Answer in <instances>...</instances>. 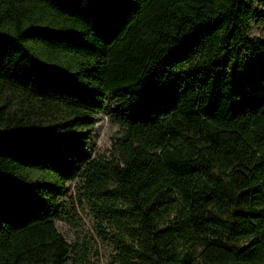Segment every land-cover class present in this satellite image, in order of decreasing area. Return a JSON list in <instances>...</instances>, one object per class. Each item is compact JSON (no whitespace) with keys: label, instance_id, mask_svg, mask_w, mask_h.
Returning a JSON list of instances; mask_svg holds the SVG:
<instances>
[{"label":"trees","instance_id":"16d2710c","mask_svg":"<svg viewBox=\"0 0 264 264\" xmlns=\"http://www.w3.org/2000/svg\"><path fill=\"white\" fill-rule=\"evenodd\" d=\"M258 5L0 0V264H67L76 178L118 227L113 264H264ZM103 110L111 158L89 152Z\"/></svg>","mask_w":264,"mask_h":264},{"label":"rangeland","instance_id":"374dc122","mask_svg":"<svg viewBox=\"0 0 264 264\" xmlns=\"http://www.w3.org/2000/svg\"><path fill=\"white\" fill-rule=\"evenodd\" d=\"M258 9L263 11L264 5H258ZM260 33L261 24L252 21L249 36L257 37ZM108 104H112L109 99ZM117 130L106 110L95 115L89 146L92 157L101 155L111 158ZM82 193V181L76 178L69 182L55 216L57 230L72 245L67 264H78L79 260L81 264H113L118 252L115 238L118 227L115 223L101 220L92 201Z\"/></svg>","mask_w":264,"mask_h":264}]
</instances>
